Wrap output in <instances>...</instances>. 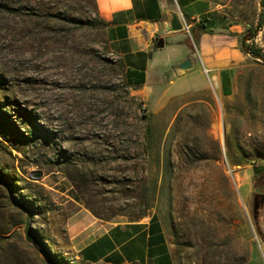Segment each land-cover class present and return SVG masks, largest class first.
I'll return each mask as SVG.
<instances>
[{"label": "rangeland", "instance_id": "1", "mask_svg": "<svg viewBox=\"0 0 264 264\" xmlns=\"http://www.w3.org/2000/svg\"><path fill=\"white\" fill-rule=\"evenodd\" d=\"M209 1L231 93L210 77L209 91L153 97L129 85L96 0H0V264H89L67 246L68 196L104 221L155 215L177 264H264V57L242 45L264 51L262 0ZM187 31L178 53L202 66Z\"/></svg>", "mask_w": 264, "mask_h": 264}, {"label": "crops", "instance_id": "2", "mask_svg": "<svg viewBox=\"0 0 264 264\" xmlns=\"http://www.w3.org/2000/svg\"><path fill=\"white\" fill-rule=\"evenodd\" d=\"M99 15L107 23V39L112 53L122 59L126 79L135 92L158 97L194 94L209 91L208 78H217L218 90L231 93L217 67L212 46V34H201L202 66L193 53L179 54L186 27L167 31L165 21L172 12L185 13L190 28L201 24V18L210 20L213 6L209 0H96ZM164 38L165 46L158 48ZM177 53L179 54L177 56ZM176 57V59H175ZM191 59L193 67L179 71L178 65ZM217 71L212 76L211 72ZM166 87L165 82H168ZM65 194L60 190H56ZM67 191V190H66ZM77 207L68 216L67 246L77 258L89 264H177L173 244L161 219L104 221L92 215L77 199Z\"/></svg>", "mask_w": 264, "mask_h": 264}, {"label": "trees", "instance_id": "3", "mask_svg": "<svg viewBox=\"0 0 264 264\" xmlns=\"http://www.w3.org/2000/svg\"><path fill=\"white\" fill-rule=\"evenodd\" d=\"M262 5H263V9H262L261 18H260L261 26L264 25V0H262ZM208 22L209 21L206 17H202L201 18V24H199V26L194 28V41L195 42L199 41L201 34H204V33L214 34V31H212L211 26L208 24ZM242 45H243V48H245L253 56L264 57V51L260 47L254 45V44L250 45L246 42H243ZM254 170H258V167L256 165H254ZM13 199H14V202L16 203V205L18 207H20L21 209H23L25 212H27V213L32 212V210H31L32 202L29 199L18 200V199H15L14 197H13ZM85 203H86L87 207L96 216H100L99 213L91 207V205H89L87 202H85ZM153 218H156V216L154 215ZM26 236H27L28 241L32 245H34L44 256L51 258L50 252L43 245V240H41L40 237L35 234L34 228L30 224H27Z\"/></svg>", "mask_w": 264, "mask_h": 264}, {"label": "water", "instance_id": "4", "mask_svg": "<svg viewBox=\"0 0 264 264\" xmlns=\"http://www.w3.org/2000/svg\"><path fill=\"white\" fill-rule=\"evenodd\" d=\"M165 27L167 31H179L184 29V25L179 17V14L176 12H172L169 15V19L167 21H165ZM156 46L158 48H162L165 46V40L164 38H160L156 44ZM193 67V63L191 61V59H185L184 61H182L179 65H178V70L181 71H185L188 69H191ZM32 177L35 179H40L43 176V171L42 170H37V171H33L31 173ZM258 192L260 194H264V187H260V184H258ZM256 202V201H255ZM258 209V204L255 203L254 206V212H257Z\"/></svg>", "mask_w": 264, "mask_h": 264}, {"label": "built area", "instance_id": "5", "mask_svg": "<svg viewBox=\"0 0 264 264\" xmlns=\"http://www.w3.org/2000/svg\"><path fill=\"white\" fill-rule=\"evenodd\" d=\"M178 14H179V17H180V19H181L183 25H184V28L186 27V29L189 30L190 25H189L188 22H187V19H186L185 13L182 12V11H179Z\"/></svg>", "mask_w": 264, "mask_h": 264}, {"label": "bare ground", "instance_id": "6", "mask_svg": "<svg viewBox=\"0 0 264 264\" xmlns=\"http://www.w3.org/2000/svg\"><path fill=\"white\" fill-rule=\"evenodd\" d=\"M219 132H221V131H219ZM218 135H220V134H218ZM218 137H220V136H218ZM191 222L197 224V223L200 222V221L197 219V220H191ZM200 223H201V222H200ZM222 249H223L222 247L218 246V247L214 250V252L217 253L218 255H221V253L223 252ZM223 250H225V249H223Z\"/></svg>", "mask_w": 264, "mask_h": 264}, {"label": "flooded vegetation", "instance_id": "7", "mask_svg": "<svg viewBox=\"0 0 264 264\" xmlns=\"http://www.w3.org/2000/svg\"><path fill=\"white\" fill-rule=\"evenodd\" d=\"M260 187H264V180L262 181V184L260 185ZM256 192L259 193L258 190H256ZM259 198H261V195H259Z\"/></svg>", "mask_w": 264, "mask_h": 264}]
</instances>
